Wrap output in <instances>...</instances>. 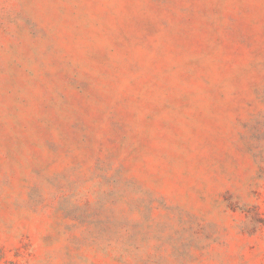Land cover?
I'll list each match as a JSON object with an SVG mask.
<instances>
[{"label": "rangeland", "instance_id": "rangeland-1", "mask_svg": "<svg viewBox=\"0 0 264 264\" xmlns=\"http://www.w3.org/2000/svg\"><path fill=\"white\" fill-rule=\"evenodd\" d=\"M0 264H264V0H0Z\"/></svg>", "mask_w": 264, "mask_h": 264}]
</instances>
